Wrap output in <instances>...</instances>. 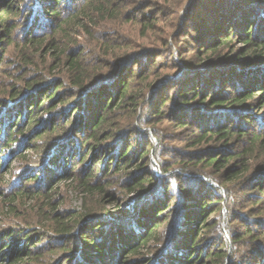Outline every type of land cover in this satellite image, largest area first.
I'll use <instances>...</instances> for the list:
<instances>
[{
	"label": "trees",
	"instance_id": "1",
	"mask_svg": "<svg viewBox=\"0 0 264 264\" xmlns=\"http://www.w3.org/2000/svg\"><path fill=\"white\" fill-rule=\"evenodd\" d=\"M122 1L36 0L31 14L24 10V20L17 23L16 18L22 14L19 5L15 0H0V94L9 96L0 102V195L15 188L18 191L10 200L33 197L39 189L49 193L70 178L84 194L97 197L94 205L87 199L83 211L54 215L56 207L52 206L49 214L43 212L41 226L59 242L46 246L51 251L39 244L45 238L41 232L23 235L24 229L0 228V264H43L39 262L48 253L53 258L48 264H249L245 250L264 239V232L257 233L248 224L242 230L235 228L233 219H237L236 210L242 202L236 203L232 193L251 187L253 193L257 192L251 200L254 209L258 207L260 215L264 214V125L257 122L262 119L257 114L264 108V24L258 23L264 19V10L256 19L240 13L238 23L239 17L231 14L226 0H209L212 26L201 30L203 36L198 41L203 44V56L183 67L184 74L176 81L168 82L154 73L159 66L154 58H147L141 68L145 54L126 53L119 58L114 52L118 67L106 70L107 78L101 80L96 79L98 74L90 75L85 70L80 56L66 53L65 79L83 95L82 117L76 115L81 105L53 113L59 104L71 101L67 93L59 94L65 88L64 81L54 79L50 87H44L41 78L30 76L22 78L23 89L13 85L10 92L1 90V75L8 71L5 67L15 64L7 59L8 47L16 46L13 31L25 19L28 30L20 34L18 48L41 49L46 45L55 49L59 35L66 38L77 26L88 29L84 20L94 22L95 12L112 14ZM46 25L50 26L47 30ZM115 37V31L103 35L109 49ZM235 37L246 45L245 61L226 57L220 62L211 60L224 46L230 47ZM58 53L55 57L59 60ZM156 55L161 58L165 54L160 51ZM172 61L175 67L171 70L175 72L179 65ZM58 64L63 65V60ZM137 66L140 68L135 73L133 67ZM172 84L177 90L169 94ZM151 88L153 94L147 97ZM165 106L173 110L168 116L185 132L186 150L175 163L163 160L159 165L165 175L158 176L150 159V152L158 148L138 127L145 125L147 109L150 117L167 116ZM137 133L143 139L135 145L130 141ZM53 134H61L55 138L58 145L46 148L45 138ZM21 137L27 149L36 151L33 158L21 157V162L34 161L39 168L10 181L1 171L8 162L2 155ZM104 146L108 149L98 155ZM49 151L52 158L43 164L38 162ZM87 152L92 157L98 155L94 164L88 163L93 167L88 176L65 178L67 157L84 162ZM119 172L130 176L124 187L126 194L139 193L126 204L115 203L106 185L91 181L97 175ZM183 174L191 178L189 187L179 181ZM170 192L182 197L172 213L173 198L165 203ZM110 203L116 210L107 208ZM161 226H165L162 233ZM261 245L252 256L254 264H264Z\"/></svg>",
	"mask_w": 264,
	"mask_h": 264
},
{
	"label": "rangeland",
	"instance_id": "2",
	"mask_svg": "<svg viewBox=\"0 0 264 264\" xmlns=\"http://www.w3.org/2000/svg\"><path fill=\"white\" fill-rule=\"evenodd\" d=\"M209 2V0H123L122 3H119L118 7L116 6L117 8L114 13L100 15L98 12H95L94 22L84 20L88 29L77 26L69 30V35L66 38L59 35L54 45L56 47L55 49L46 48V45L41 49H19L18 46L22 43L20 34L28 30L26 25L28 19H25L21 27L13 31V42H15L16 46H11L10 50L8 47L7 59L9 61L12 60L15 64L11 65L12 63H9V65L5 67V70L8 71L3 72L1 75V90L10 92V88H12L13 85L18 88H25L23 77L26 79L27 77L30 79V76L31 79L41 78L40 80L44 81V87H50L54 83L52 80L58 79L60 82H65V88L59 91V94L64 92L67 93L66 98L71 101L66 104H59L58 107L53 110V113L60 114L65 112L70 106H72V109H75L81 105V109L77 110L76 115L77 117L84 116L85 104L83 102L82 93L75 90L70 81L65 79V74L67 72L64 67L66 53L80 56L85 70H87L90 75L98 74V78L96 79L101 80L107 78V71L114 70L118 67L115 61L117 59L119 60L122 54H137L138 56L145 54L147 57L142 58L143 62L140 65L141 68L147 64L148 59L154 58L156 61L159 60V66L155 68L154 73L156 75L160 74L161 78H163V80L166 79L168 82L173 80L176 81L182 73L184 74V72H181L182 68L187 66L191 61L197 60L196 57L201 55L200 49L204 50L202 47L203 44L198 41L202 39L203 36L201 30L204 27L210 28V26H212V20L209 18V11L211 10ZM214 2L219 3V0H214ZM15 4L19 5L17 8L22 12V14L16 18V22L20 23L24 20V10L31 14L36 0H15ZM73 6L74 4L72 7ZM202 6H204L205 9ZM226 6L229 8L232 15L234 14L236 18L239 17L238 23H241L239 21L241 19L240 13L242 15L246 13L248 17L256 19L257 13L264 10V0H226ZM203 9L206 11L203 12ZM236 11L237 14H235ZM210 16H212V13ZM41 22H44V19H41ZM209 23L210 25H208ZM258 23L259 25L262 23L264 24V19ZM49 27L46 25L45 29L47 30ZM114 31L116 37L113 38V47L109 49V44L107 45V41L103 40V35L110 32L114 33ZM245 48L246 45L243 41L235 37L230 47L224 46L219 53L211 57V60L220 62L225 60L226 57L230 60L239 58V62L245 61L248 58V56L244 54ZM105 51L108 52L105 53ZM160 51H163L165 55L161 58L157 55L155 57V54ZM109 52L111 53L110 55L107 54ZM114 52L119 55V58L116 57L117 55L114 56ZM57 53L59 54V60H63V65L61 66L58 64L59 60L55 57ZM9 55L11 57H9ZM115 58L116 60H114ZM172 60H175L179 65L175 72L171 70L175 67L172 66ZM96 66H99V68L96 69ZM140 66L133 67L135 73L138 72ZM241 68L243 69V67ZM173 85L174 84L171 85L173 88L169 89V94H173V92L175 93L177 90L176 85ZM152 91L153 89L151 88L147 97L153 94ZM2 99L8 100L9 96L0 94V102ZM148 110L149 109L146 110L147 116L145 118V125H139L138 130L146 132L150 137L149 139L154 143L153 147L158 148L157 151L152 150L150 152L152 154L150 159L153 162V171L158 176H164L165 174L161 171L159 164L163 160L167 161L169 164L175 163L177 162V157L179 158L180 155L185 153L186 144L183 139L185 132L177 128L175 122L168 116L173 113L172 109L168 110L165 106L167 116L162 117V119L150 117ZM121 111H123V109ZM128 112L129 110L126 111V113L122 112V116ZM257 115L262 118L261 121L257 120V122H262L261 126H263L264 108L260 110ZM65 121L66 119L63 118L62 122ZM258 123L257 125H260ZM34 127H38V125ZM67 129L71 130L70 126ZM123 129H125V127H123ZM59 135L61 134H53L45 138L46 142L44 143L46 148L49 147V149H52L54 146L58 145L55 138ZM177 135H179V137ZM140 139L143 138L137 133V135L131 138L130 142L136 145ZM24 142V138L22 139L21 137L19 143L14 145L11 151L9 149L3 151L2 158L5 159L4 162H6V160H8V162L1 168V171L7 180L13 181L17 177L24 176L25 173L33 174L35 170L39 168L34 165V161L27 163L21 162V157L25 155L28 156L29 159L36 155V151L27 149V144ZM111 142L112 141H109V143ZM106 149L108 148L104 146V148L99 151L98 155L102 154ZM1 151L0 149V152ZM86 154V158L82 155V158H85L84 162L70 156L67 157V169L65 168L63 173L65 178H73L75 174L88 176L90 170L93 169L88 163L90 161L94 164L97 161L98 155L92 157V153L87 152ZM50 157L52 158V154L49 151V153L40 157L38 162L42 164L46 163V159ZM31 171L33 173H30ZM174 171L178 170L175 169ZM187 175L188 174H183L179 177V181L182 182L184 187L185 185L186 187L190 186L191 178ZM129 178L130 176L124 172L112 174L104 173L97 175V177L93 178L91 181L97 182L99 185H106L108 193L116 199L115 203L120 202L121 204H126L130 199L138 197L139 195V193H133L131 195L126 194L124 187ZM69 179H64L49 193L45 191L44 188H41L38 190V192H40L39 194L28 198L18 197L10 200V196L14 197L17 189L15 190V188H13L7 190L5 196L0 195V228L14 226L17 228V231H22L24 229L22 232L23 235L41 232V234L45 235V238L43 243L39 244L41 246L43 245L44 249H48L46 246L59 245L57 238L50 233H46L45 228L41 226L40 220L41 218H45L43 212L49 214L48 212L52 210V206L56 207L54 215L63 212L83 211L87 199L90 205H94V199L97 198L84 194L82 190L77 187V183ZM30 185L32 186L34 183ZM255 193L257 192L253 193L251 187L246 191H238L236 189L233 191L232 198L235 202H242L241 207H238L236 210L235 216L237 219H233L235 228L242 230L244 224H248L250 227H254L257 233L261 231L264 232V214L260 215V211L256 209L258 207L254 209L252 203L254 199L253 194ZM161 198L164 200L165 197L163 196ZM171 198H173V201H171L173 203L172 213L178 208L182 197L170 192L168 194V199L165 200L166 205ZM107 206H109L107 208L111 211L116 210L113 208L116 207V205L114 206L112 203ZM226 215L227 212L225 213V216ZM226 217H228V215ZM159 231L161 233L164 232L165 226H161ZM208 239H210V236ZM38 240L39 238L36 239L34 243H37ZM259 244H262L261 246L264 248V239L254 241L246 248L245 259L249 260V264H254L255 259H252V256H254L255 250ZM33 245L34 244L31 243L30 247H33ZM40 245L38 246L40 247ZM34 249L35 248H33V250ZM52 259V256L50 255L49 257L48 253L46 258H42L39 263L48 264Z\"/></svg>",
	"mask_w": 264,
	"mask_h": 264
}]
</instances>
